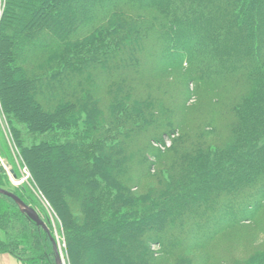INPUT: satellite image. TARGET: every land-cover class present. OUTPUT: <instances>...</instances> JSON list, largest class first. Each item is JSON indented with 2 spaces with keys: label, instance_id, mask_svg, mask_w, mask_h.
Segmentation results:
<instances>
[{
  "label": "trees",
  "instance_id": "obj_1",
  "mask_svg": "<svg viewBox=\"0 0 264 264\" xmlns=\"http://www.w3.org/2000/svg\"><path fill=\"white\" fill-rule=\"evenodd\" d=\"M36 1L6 3L0 22L2 103L14 102L30 128L43 132L57 125L68 127L70 120L78 122L84 116L85 132L88 126L92 132L90 142H68L72 150L67 155L82 158L83 166L93 160L92 170L106 164L108 156L113 157L109 171L118 169L113 167L116 161L122 165L114 181L105 171L100 174L109 182V194H114L111 214H107L101 183L94 188L95 180L84 175L86 167L68 165L65 145H35L22 152L35 183L45 193L50 191L49 178L44 175L48 167L45 170L36 164L44 149L53 165L57 164V178L77 179L81 195L73 198L87 218L76 219L81 224H85L83 219L91 225L96 221L99 226L92 235L76 236L82 247L91 248L104 263L119 257L118 246L113 247L110 240L116 231L127 241L146 227L158 239L164 227L174 223L179 235L173 233L164 244L165 256L176 264H193L188 250L211 248L216 231L236 225L248 214L260 215L264 208V0H38L37 6ZM15 38L21 46H15ZM162 47L163 57L156 58ZM184 68L197 83L202 108L180 116L168 101L185 109L183 103L190 92L182 88L175 95L172 81L160 73ZM17 70L19 75L14 78L12 72ZM194 115L197 120L189 118ZM179 116L182 119L177 121ZM189 120L185 128L182 123ZM170 128L191 134H183L168 151L173 161L168 171L171 182L164 178L162 188L151 191L146 203L126 184L145 178L146 155H158L151 141ZM211 136L221 138V143L211 144L207 140ZM117 139L122 143H108ZM60 193L53 196L55 202L51 195L48 198L63 225L74 228L76 216L63 204ZM167 196H173V201L166 200ZM0 197L17 208L11 198ZM130 205L138 212L133 219L119 214L120 207ZM140 207L147 212L143 216ZM215 211L230 215L220 229L205 231L193 224ZM20 214L41 230L25 213ZM109 215L110 219L102 220ZM8 222L3 221L4 227ZM6 231L5 238L0 236V253L13 256L18 247L15 242L30 249V241L20 238L21 234L13 228ZM189 232L192 242L187 240ZM42 234L43 260L56 264L52 233ZM144 244L142 254L135 249L129 253L143 259V264L155 263L149 238ZM211 251L209 257L218 262L229 256L220 248ZM121 260L139 263L133 258Z\"/></svg>",
  "mask_w": 264,
  "mask_h": 264
},
{
  "label": "rangeland",
  "instance_id": "obj_2",
  "mask_svg": "<svg viewBox=\"0 0 264 264\" xmlns=\"http://www.w3.org/2000/svg\"><path fill=\"white\" fill-rule=\"evenodd\" d=\"M7 1L8 0H0V22L2 20L4 10L6 8ZM38 4L39 3L37 0L36 6ZM207 15L208 14L206 12V16ZM14 18L15 16L11 17L12 23L14 22ZM23 32L24 31H22V33ZM200 37L203 39V35H201ZM205 39L206 37H204V40ZM21 45L22 43H20L18 39L15 38V46L17 47ZM164 50V47L159 49L157 51L158 55L156 58H162L163 53L165 52ZM12 58L13 57H10L11 60ZM17 66L23 67L21 63H19ZM18 72L20 71L17 70L16 72H12L14 78L18 77ZM164 74L163 72L160 73L161 77L164 80L172 81L170 87L171 90L175 93V95L179 94L182 88L183 90H188L190 92L184 103L182 102L183 104H185V109L177 107L176 102H173L172 105V102L170 100L168 101L169 106L171 108H175L173 110H175L180 116H184V112H187L188 114L195 113L197 109L202 108L199 106V96H197L196 94L199 88L197 87V83L190 76L187 68L172 71L169 70V72L167 71ZM180 116L177 121L182 119L180 118ZM189 118H191V120H197L195 115ZM85 120H87V118L81 116V119L78 122L68 120V127L63 126L62 129H60V127L57 125L55 128L53 127V129L45 132L33 130L26 122L27 118H25L24 120L19 114V112L16 110V105L14 102L11 101L8 103V105L6 104V106H4V103H2V100L0 98V188L13 194L19 195L20 198L29 207L33 208L39 214L40 218L45 222L49 230H51L50 233H52L53 239L58 244L59 251L62 256V264H125L124 261L121 260L125 257L129 259H137L139 262L138 264H143V259L139 261L138 257L133 256V254L129 253V250L135 249L137 251V254H142L141 249L144 250L147 247L146 244H144L146 238H149L148 248L151 250V252H153V255L155 256L156 262L153 264H176L175 259L167 258L165 256V251L163 248L164 244L169 240V237L173 233L176 234V237L179 235L174 227V223L167 224L163 229L164 234H158V239L154 238L156 236L152 235L153 233H149L146 227L140 228L136 232V234L132 236V238H129V240L127 241L124 240V236H122L121 231H116L114 235L110 237V240L113 243V247L118 246L116 248L120 250L119 257H116L104 263L99 261L97 256L94 255V251L91 248L82 247L79 243V239L76 238V236L80 234L84 236L92 235L94 229L99 227L98 223L95 221L91 225L90 223H87L85 221L87 215L83 214L79 210V207L77 206V201L73 198H78V196L81 195V192L79 190L80 186L77 179H74L73 177L57 178L55 176L54 170L57 164H55V166L53 165V162L51 161L48 155V149H44L39 154L36 164L39 167H43V169L45 170L48 167V172L44 175L48 176L49 178L48 187L50 191L45 193L35 183L33 173L31 172L26 160L23 158L22 152L26 148H32L35 145H45V147L47 148L53 147L56 144L65 145V161L69 163L68 165L72 169H83V167H86L88 169V173L84 175H86L87 178L89 177V179L91 180H95L96 183L94 185V188H97L98 184L101 183V187H103V190L100 189L102 190L101 195L103 196L104 203L103 211L107 214H111L109 207L111 205L112 200H114V194H109V192L107 191V186H110L109 182L107 183L105 181V176H101L100 174H103V171H105L109 177L113 176L114 181L117 176L116 173L121 170L122 165L117 163L116 161L113 167L116 166L118 167V169L116 168L114 171H109V165H111V167L113 165V157L108 156L106 159V164L104 163V165H102L101 167H98L96 165V170H92V162L94 163L93 160L90 161L91 164L88 163V165L86 164L83 166L82 158L76 159L74 155H67V153H71L72 150L71 147H68V142H90L88 136L90 137L92 132L90 131L91 129L89 126L86 128L87 130L85 132ZM189 123L190 120L187 124L186 121L182 124H184L183 126H185L186 128ZM226 123L227 121L224 123V125H226ZM170 129L171 130H168L167 133L164 132L163 135H155V138L152 139L151 144L157 150L158 155H146L149 161V166L147 167L148 173L145 174V178L139 180L138 182L135 181V184H126L130 192L135 193L140 199H144L142 201H146V203L148 199L147 196H149V193L151 191H153L154 189L162 188L161 184H163L164 178L165 180L171 182V178L168 176V171H171L173 161L168 158V151L173 148L174 144L180 138L182 139L183 136H185L186 134L188 136H190L191 134L190 132L185 134L183 133L182 129L179 130L178 128ZM207 140L211 144L221 143V138H218L216 136H211V138H208ZM117 142L122 143V140L117 139V141H108L109 144H116ZM92 149H94V153L99 154L97 148L92 147ZM66 174L67 173H64V175ZM91 174H93V176H91ZM159 174H162V176H160ZM57 191H61L60 194L64 198V202L62 201L63 204L68 205L67 207H71V209L74 211V215L76 216L75 221L77 224V226H75L74 228L67 229L65 225H63V218H61V216L57 214L52 202L48 198V196L51 195L53 202H55L53 196L56 195L55 193ZM113 191L115 192L116 190L113 189ZM116 193L117 192H115V196ZM172 197L173 196H167L165 199L168 201H173L172 199L174 197ZM149 199L151 200V198ZM152 202H154L155 204L154 200ZM74 206H76L75 208L77 209V211L74 210L75 208L73 209ZM131 206L132 205L128 207H120L119 214H124L126 218L129 217L133 219V214L136 211L131 209ZM143 208H139L140 216H143L147 213L145 212L146 210ZM249 211L252 212V209L250 207ZM20 212H22V209L18 205L16 208L8 200L0 197V217L4 221V223L6 220L9 221L5 224V226L7 225L6 227H4V223L3 221H1L0 236L5 238V231L8 228H13L15 230L14 233H17L19 235L21 234L20 238H22L23 240L27 239L28 241H30L29 250H24V248H26V245L24 246L19 244L18 242H15L17 243L18 247L14 248L13 251L15 253L13 256L8 253H0V256L7 255L11 258L10 261L0 262V264H45L43 257L46 249L42 244V231L45 232V230L42 227H40L41 230L35 229L33 225L29 222V220L25 216H22ZM255 213L253 215H246L247 217L245 216L243 217V219H240L236 225L227 228H222L221 232L220 230L216 231V229H220L221 225L223 224V221L225 223V221L230 217V215L223 216L220 215L219 211H215L210 215V217H205L204 219L200 217L197 219L195 218L197 221L194 220L193 224L198 229H204L205 231L215 229L216 232L214 233L215 237L213 236L212 239L211 248H198L194 251L192 249L188 250L187 255L192 257L190 261H193V264H200L201 260L208 258L206 262L203 261L204 264H264V208L261 210L260 215L257 214L259 215L258 217ZM82 216L83 218L85 217V219H83L85 224H81V222L76 219L78 217L82 218ZM110 217L111 215L103 216V219L100 217V221L101 219L105 221V219H110ZM107 221L109 223V220ZM22 233H24V235ZM10 235L15 236L12 233ZM186 236L188 238V241L192 240L190 232ZM215 247L217 249L220 248L222 250H227V254L229 255L228 258H226L225 260L223 259V262L215 261L213 257L210 258V251L214 249L217 250Z\"/></svg>",
  "mask_w": 264,
  "mask_h": 264
},
{
  "label": "water",
  "instance_id": "obj_3",
  "mask_svg": "<svg viewBox=\"0 0 264 264\" xmlns=\"http://www.w3.org/2000/svg\"><path fill=\"white\" fill-rule=\"evenodd\" d=\"M0 194L11 198L15 203L22 209V212L25 213L33 222H35L39 227H42L47 234L51 236L50 230L45 222L40 218L39 214L31 207H29L21 198L17 195L8 192L0 188ZM52 242L54 245V251L56 255V264H62V256L59 251L57 242L52 237Z\"/></svg>",
  "mask_w": 264,
  "mask_h": 264
},
{
  "label": "crops",
  "instance_id": "obj_4",
  "mask_svg": "<svg viewBox=\"0 0 264 264\" xmlns=\"http://www.w3.org/2000/svg\"><path fill=\"white\" fill-rule=\"evenodd\" d=\"M10 260H11L10 256H7V255L0 256V262L10 261Z\"/></svg>",
  "mask_w": 264,
  "mask_h": 264
}]
</instances>
